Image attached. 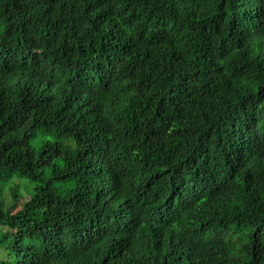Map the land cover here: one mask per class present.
<instances>
[{"label":"trees","instance_id":"1","mask_svg":"<svg viewBox=\"0 0 264 264\" xmlns=\"http://www.w3.org/2000/svg\"><path fill=\"white\" fill-rule=\"evenodd\" d=\"M0 264H264V0H0Z\"/></svg>","mask_w":264,"mask_h":264},{"label":"rangeland","instance_id":"2","mask_svg":"<svg viewBox=\"0 0 264 264\" xmlns=\"http://www.w3.org/2000/svg\"><path fill=\"white\" fill-rule=\"evenodd\" d=\"M37 141H38L37 139H34V140H32L31 143H30V144L33 146V149H35V150L37 149V148H36Z\"/></svg>","mask_w":264,"mask_h":264}]
</instances>
